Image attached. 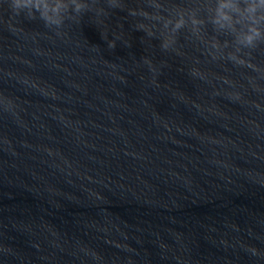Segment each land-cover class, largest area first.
I'll list each match as a JSON object with an SVG mask.
<instances>
[{
	"label": "water",
	"instance_id": "95a60500",
	"mask_svg": "<svg viewBox=\"0 0 264 264\" xmlns=\"http://www.w3.org/2000/svg\"><path fill=\"white\" fill-rule=\"evenodd\" d=\"M0 264H264V0H0Z\"/></svg>",
	"mask_w": 264,
	"mask_h": 264
}]
</instances>
